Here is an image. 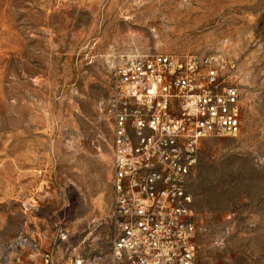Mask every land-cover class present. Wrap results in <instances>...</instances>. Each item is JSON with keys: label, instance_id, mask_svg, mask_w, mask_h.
<instances>
[{"label": "rangeland", "instance_id": "1", "mask_svg": "<svg viewBox=\"0 0 264 264\" xmlns=\"http://www.w3.org/2000/svg\"><path fill=\"white\" fill-rule=\"evenodd\" d=\"M118 53L234 64L241 132L203 142L191 186L198 264H264V0H0V246L111 249Z\"/></svg>", "mask_w": 264, "mask_h": 264}, {"label": "built area", "instance_id": "2", "mask_svg": "<svg viewBox=\"0 0 264 264\" xmlns=\"http://www.w3.org/2000/svg\"><path fill=\"white\" fill-rule=\"evenodd\" d=\"M114 240L62 261L47 237L0 246V264H198L192 181L201 146L241 132L234 64L209 55L118 53L109 61ZM62 242L68 234L62 232Z\"/></svg>", "mask_w": 264, "mask_h": 264}]
</instances>
